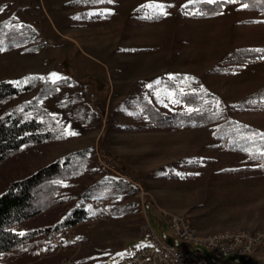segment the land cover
Instances as JSON below:
<instances>
[{
  "label": "rangeland",
  "instance_id": "rangeland-1",
  "mask_svg": "<svg viewBox=\"0 0 264 264\" xmlns=\"http://www.w3.org/2000/svg\"><path fill=\"white\" fill-rule=\"evenodd\" d=\"M77 1L38 0L32 6L31 0H0V23L33 27L35 42L42 45L36 52L0 51V81L24 85L33 77L42 82L69 78L71 85L62 92H80L99 115L87 127L65 120L55 100H46L66 139L29 147L0 165V195L11 183L81 150H89L90 159L72 182L75 190L105 177L126 179L118 167L105 164L101 148L122 161L138 192L108 199V217L102 221L90 219L95 215L91 208L92 214L77 224L80 245L64 257L74 255L78 264H111L150 242L148 224L159 238L168 239L170 216L189 217L200 235L264 231V170L244 168L251 162L244 153L225 148L205 130L135 129L147 102L163 112L182 110L175 89L211 93L228 106L263 90L264 59L239 63L234 55L244 49L264 51V14L248 12L235 0H224L228 5L222 14L211 18L199 17L195 4L219 0H97V6ZM71 70L88 77L78 81ZM86 88L94 102L83 94ZM36 93H23L0 114ZM234 117L264 134V108L247 107ZM72 204L55 205L21 227L52 226ZM39 246L31 253L16 250L6 260L51 264L59 259H41ZM202 248L211 260V252ZM236 259L230 255L216 264H237ZM240 264L256 261L242 258Z\"/></svg>",
  "mask_w": 264,
  "mask_h": 264
},
{
  "label": "trees",
  "instance_id": "trees-1",
  "mask_svg": "<svg viewBox=\"0 0 264 264\" xmlns=\"http://www.w3.org/2000/svg\"><path fill=\"white\" fill-rule=\"evenodd\" d=\"M96 1L79 0L76 4L97 6ZM235 1L248 12L264 14V0ZM31 3L36 6L38 0H31ZM227 5V1L219 0L214 3L199 2L195 7L199 17L211 18L222 14ZM160 17L156 16L154 19ZM37 37V31L31 26L17 28L0 23V51L36 52L42 47L35 42ZM234 58L239 63L261 61L264 59V51L244 49L236 53ZM70 61L71 55L67 53L65 67L68 70L71 67ZM70 72L78 81H84L88 77H79L72 70ZM70 85L69 78L42 82L38 77H33L24 85L0 81V110L8 102L17 100L23 93L37 90L30 100L20 102L0 114V165L29 147L57 144L66 139L62 125L46 110V100H55V108L67 121L87 127L98 122L97 110L84 100L80 92H62V88ZM173 88H176L174 84ZM175 98L182 110L163 112L154 103H145L138 113L140 124L136 125L135 129L151 127L205 130L225 148L237 154L244 153L250 163L256 165L249 163L244 168L259 167L264 170V134L234 117L235 111L247 107L263 109L264 89L237 103V106H228L207 92H181L175 89ZM89 154V150L72 152L33 175L11 183L0 195V264H14L6 259L16 250L34 252L54 229L77 226L84 222L92 214L89 204L92 199H111L138 192V188L129 181L130 174L122 161L101 148L99 154L105 164L118 167L126 179L105 177L90 187L75 190L72 182L78 180L86 171ZM65 201L73 202L71 210L54 225L45 228L21 227L40 217L49 208ZM149 213L151 212L148 210V215Z\"/></svg>",
  "mask_w": 264,
  "mask_h": 264
},
{
  "label": "built area",
  "instance_id": "built-area-1",
  "mask_svg": "<svg viewBox=\"0 0 264 264\" xmlns=\"http://www.w3.org/2000/svg\"><path fill=\"white\" fill-rule=\"evenodd\" d=\"M82 92L88 95L91 102L96 100L95 95L87 88ZM108 203L109 201L90 202L95 212L90 219L95 222L107 219ZM167 221L170 231L168 239L159 238L151 231L148 224L146 232L150 235V242L132 250L130 259H125L123 262H115L114 259L111 264H216L223 262L230 255L237 257V264H240L242 258L254 260L256 264H264V231L233 232L232 236L200 235L194 225L184 222V215L168 217ZM77 227H69V231H61V228L54 229L53 233L42 243V254L54 256L58 252H65L67 246L76 245ZM170 239L172 244L169 242ZM202 246L211 252V260L208 259ZM166 251H173V258H166ZM60 264H78V260H75L74 255H65L64 263Z\"/></svg>",
  "mask_w": 264,
  "mask_h": 264
},
{
  "label": "bare ground",
  "instance_id": "bare-ground-1",
  "mask_svg": "<svg viewBox=\"0 0 264 264\" xmlns=\"http://www.w3.org/2000/svg\"><path fill=\"white\" fill-rule=\"evenodd\" d=\"M93 201H109V200L101 197V198H95L91 202H93ZM108 206H109V203H108ZM91 208L94 210V206H91ZM170 217H180V216H170ZM184 222L188 223V225H193L192 221L189 217L184 216ZM69 227H77V226H69ZM69 227L61 228V231H69ZM233 232H241V231H223V232H217L214 234H219L221 236H232ZM79 245H80L79 241H78V239H76V245L67 246V248H65V252H58L57 254H54V256H44V254H42V244H41L37 250V252H38L37 254H38V257H40L43 260H50V259H54V258L55 259L59 258L51 264H60V263H64V261H65L64 254L68 250L77 248ZM166 258H173V251H166ZM125 259H130V252L124 253L121 256L117 257L115 259V262H123V261H125ZM133 264H143V263H133Z\"/></svg>",
  "mask_w": 264,
  "mask_h": 264
},
{
  "label": "water",
  "instance_id": "water-1",
  "mask_svg": "<svg viewBox=\"0 0 264 264\" xmlns=\"http://www.w3.org/2000/svg\"><path fill=\"white\" fill-rule=\"evenodd\" d=\"M169 242H170V244H172V240L171 239L169 240Z\"/></svg>",
  "mask_w": 264,
  "mask_h": 264
},
{
  "label": "snow or ice",
  "instance_id": "snow-or-ice-1",
  "mask_svg": "<svg viewBox=\"0 0 264 264\" xmlns=\"http://www.w3.org/2000/svg\"><path fill=\"white\" fill-rule=\"evenodd\" d=\"M247 5H245V7H246Z\"/></svg>",
  "mask_w": 264,
  "mask_h": 264
}]
</instances>
